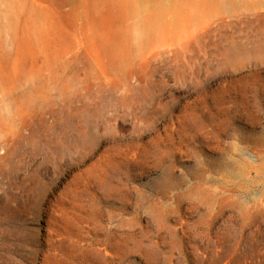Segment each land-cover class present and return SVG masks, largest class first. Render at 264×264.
Wrapping results in <instances>:
<instances>
[{
	"label": "rangeland",
	"instance_id": "rangeland-1",
	"mask_svg": "<svg viewBox=\"0 0 264 264\" xmlns=\"http://www.w3.org/2000/svg\"><path fill=\"white\" fill-rule=\"evenodd\" d=\"M0 264H264V0H0Z\"/></svg>",
	"mask_w": 264,
	"mask_h": 264
}]
</instances>
